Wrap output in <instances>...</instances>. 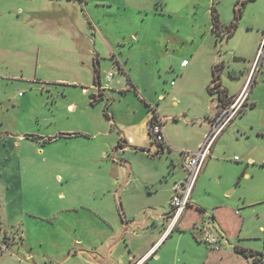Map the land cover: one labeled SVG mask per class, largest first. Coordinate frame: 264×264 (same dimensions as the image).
Here are the masks:
<instances>
[{
	"label": "rangeland",
	"instance_id": "1",
	"mask_svg": "<svg viewBox=\"0 0 264 264\" xmlns=\"http://www.w3.org/2000/svg\"><path fill=\"white\" fill-rule=\"evenodd\" d=\"M76 1L0 0V264H108L118 253L127 263L129 252L118 232L108 237V244H97L102 220L92 210L107 201L102 209L110 207L118 219L122 185L126 179L145 178L144 158L127 153H136L137 145H124L123 140L124 146L117 145L118 129L126 138L130 133L116 120L129 122V112L124 113L136 105L127 76L154 103L169 92L160 102H166V127L178 146H187L206 114L212 117L217 111V93L209 94L207 101L198 96L203 71L217 65L221 88L236 96L264 31V0L247 2L234 31L218 37L210 35L211 8L230 14L237 0ZM57 10L72 16L69 23L57 21ZM84 36L97 37L102 80L112 71L111 84L121 80L129 89L109 109L116 114L114 123L104 114V100L90 104L95 92L90 89L91 54L74 47L76 41L87 45ZM103 36L127 76L108 53ZM209 54L215 55L214 63ZM182 60L188 64L185 68ZM256 65H262L260 83H255L257 74L252 77ZM242 96L241 109L216 143L213 154L219 160L207 159L208 193L202 196L212 201L220 192V181L232 182L227 189L232 209L222 223L224 229L218 230L222 242L264 253V40ZM78 128L89 135L97 128L108 129L104 151L91 148L98 140L89 135H65L68 140L57 142V134ZM141 136L146 148L149 135L141 130ZM175 150L176 155L186 152ZM127 155L134 162L132 171ZM170 234L157 244L153 250L157 258L149 264H211L214 255L207 259L210 251L204 242L196 240L190 246L187 229ZM180 235L184 236L177 241Z\"/></svg>",
	"mask_w": 264,
	"mask_h": 264
},
{
	"label": "crops",
	"instance_id": "2",
	"mask_svg": "<svg viewBox=\"0 0 264 264\" xmlns=\"http://www.w3.org/2000/svg\"><path fill=\"white\" fill-rule=\"evenodd\" d=\"M72 1L77 2L76 0ZM78 3L82 4L84 3V0H80L78 1ZM58 6L61 7V5L59 4ZM217 12L219 14L220 21L223 24H228L232 20L234 15V9L233 11H231L230 14H223L220 8L217 10ZM71 18L72 16L69 15L66 11L57 10V21L67 24L69 23V19ZM68 27H71V25L68 24ZM211 27L212 23L210 24V30L212 32ZM210 35H213V32L210 33ZM74 39H78V36L75 34ZM83 39L87 43L85 47L83 45H78L77 41L75 42L74 47H81V49L85 48L86 51L91 54L90 61L93 69V84L90 86V89L94 90V93H96L97 89L95 87L103 81L100 76V48H98L97 45V37L93 36V38L89 39V37L84 36ZM259 39L261 40V43H259V40L257 41V43H259L257 54L259 53V49L264 40V31ZM102 42H104L105 46L107 47L108 53H111V57L117 63L119 70L126 75V70L122 64V61L115 55V50L113 45L110 43V40L103 36ZM102 44L103 43H101V45ZM257 54L251 64V67L248 70V74L245 77V82L239 93L236 94V96H233L227 93L226 90L227 98H230V101L227 102V104L225 105H223L219 101L217 94L218 103L215 115L220 111L221 108L228 107L232 103V101L242 93L248 81V77L252 71V68L255 65ZM209 56L210 63H214L215 55L209 54ZM183 61L185 60L181 61V68H185L188 65H182ZM214 66L215 64L211 65L212 71L210 72L209 70L203 71V75L199 82L198 96L202 99H206V101L209 94H214V92L217 93L216 90L212 91V93L209 91V86H211V80L213 77V74L211 76V72L213 73ZM260 69H262V65L260 68L258 67V65H256L255 70L253 71L252 77L254 76V74H257L255 77V83H260ZM95 70H97V73H95ZM127 78L129 84L133 85L135 88L134 90L130 91L135 93V95L137 96L136 97L134 95L136 98L132 96V99L136 103V105L134 106V110H126L124 113L126 114V112H129V122L121 124L119 120H116L117 118L115 113H109L110 107H112V105L117 102V100H121L122 98H124V96H126V93L129 92V89H125L124 87H122L121 80L111 84L110 89L102 91L100 94V98L95 102H92L90 99V104L94 106L99 100H104V110L107 107L108 113L111 116L106 117L107 120L109 122L113 121V123L116 120V122L119 123V127H122L123 129H125V131L130 133L128 138H126L122 130L118 129L120 137L117 145L118 147H122L126 144L137 145L135 146L136 153H133L132 151H127V153L129 152L136 156H140V158H144L145 163L144 167H142L141 170H144V172L142 173L145 175V178H143L141 182H138L136 179H126V181L122 185L118 198V200L121 201L120 206L122 205V207L120 208V217L118 219H116L115 216L112 214L110 207L107 210L102 209L103 205H109L107 201L105 204H101L102 206L100 205L101 209L100 206H98V208H92V210H94L98 217L101 215L100 219L102 220V228L100 230L102 234L97 235V244H100V247H102V245L108 244V237L110 236L111 238L112 233L118 232L117 236H119V238L123 240L129 252V255L126 257L127 263L122 259V257H124V254L118 253L116 254V257L108 259V264H133L138 260H141L143 264H149L151 258H157V255H155V253L152 251L155 249L161 239L164 238L166 235L164 233L167 224L170 220L169 215L171 209L169 205V198L172 186L174 182L184 177V170L181 164L183 151L179 150V155H176L173 152L176 151V147L186 149V152L196 151L200 144L203 142L205 135L208 133L210 128L209 125L211 124V119L215 115L211 117L210 115L206 114V121L202 120L205 122H203L202 128L200 129L196 137L190 143L186 144L187 146H178V144H176L175 139L171 137L170 132L166 127L169 122L168 118H164L166 102L160 103L161 101L168 99L169 92L167 93V97L163 94H160L158 96V100L154 103L155 100H152V98L148 96L149 94H142L141 90L138 88L137 83L132 81V79L128 76ZM171 86L173 87L174 84ZM91 95L92 93L90 94V96ZM170 103L173 107L176 106V100L174 99V97L170 99ZM250 103H252V105H255L256 101L251 100ZM155 115L161 118L163 124L164 147L161 151L158 146V143L154 142L149 134L150 121ZM141 130H143V134L146 131V133L149 135V144L155 147H153L154 151H151V147L149 146V144L146 146V148L142 146L145 144L144 141H140V138L141 140H143L141 136ZM73 131L76 132L66 131L62 134H57V142L61 139L68 140L67 138L71 136H73V138H80L82 137V135H89L86 134L81 128H78L77 130ZM220 134L221 132L217 135L215 141L213 142L208 157L209 159L213 158L212 160H219L218 158H216V156H214L213 153L214 150H216V143L220 138ZM65 135H68L69 137H64ZM108 135V129L101 130L100 128H97L95 133L87 137L93 140H98L96 146H91V148L94 147L95 150L99 149L101 152H103L104 149L107 147ZM99 136H102V139L99 140ZM122 140L124 142V145L121 144ZM137 149H139V151ZM234 157L236 156H233V158ZM127 158L130 161L129 170L132 171V168H134V162L130 157H128V155ZM208 160L205 161L202 171L200 172L197 178L193 192L191 194L189 205L181 215L176 227L171 231V234L174 233V231L176 230L182 232V229H187L189 232H191L192 239L191 241H189V245L194 246L196 240L203 242L201 240L202 229H208L212 234H216L221 237V245L219 250L211 248L204 242L208 247V250L210 251V253H208L207 259H209L211 255H214V257L211 259V264H256L251 259L245 258L241 254L237 253L234 250L235 246L228 247L225 246L224 242H222V234L219 233L218 230L224 229L222 227V223L227 222L228 212L230 213L232 209V206L230 205V203H228L231 200V197H227V195L231 193L230 190L227 189L228 187H230L229 185H231L232 182H229V184L225 185L220 181L219 186L217 188V190H220V192L217 193L216 198L212 201L203 200L202 195L204 193H208V188L205 183L206 179H204L207 175H209L210 161L208 162ZM234 160L239 161L240 159ZM251 161L252 159H249V162ZM123 168L128 171L127 167L123 166ZM127 174L130 175V173ZM226 181L228 182L229 180L227 179ZM117 182L120 183L119 179ZM214 183H216V180L214 181ZM191 215H194L195 217H192ZM190 220L192 221L190 222ZM215 224L217 226H215ZM139 230H141V232L136 233ZM183 236L184 235H180L176 237V240H182ZM97 247L92 246L93 249ZM51 264H57V261H52ZM88 264H91V262H88Z\"/></svg>",
	"mask_w": 264,
	"mask_h": 264
},
{
	"label": "built area",
	"instance_id": "3",
	"mask_svg": "<svg viewBox=\"0 0 264 264\" xmlns=\"http://www.w3.org/2000/svg\"><path fill=\"white\" fill-rule=\"evenodd\" d=\"M182 65H185V61H183ZM114 76L115 74L112 71H109L105 74L104 80L95 87L97 89L96 93H93L90 97L92 102H95L100 98V94L102 91L110 89ZM171 84H173V82ZM130 90H133L131 86ZM242 98L243 96L241 97L240 94L233 100L230 106L220 110L211 119L212 131L205 136L203 142L200 144L196 151L182 152L181 164L184 170V177L174 182L172 186L169 198V205L171 209L169 215L170 220L167 224L164 234L167 235L168 232H171L176 227L181 215L189 205L195 183L200 172L202 171L205 161L209 157L213 142L215 141L217 135L222 131V129L231 124L234 117L241 109L243 105H240L242 102ZM149 129L153 135L155 142L164 143L163 124L159 116L155 115L153 117ZM233 159L238 158L234 157ZM201 240L215 250L220 249L221 237L219 235L212 234L208 229H202ZM133 264L143 263L141 260H138Z\"/></svg>",
	"mask_w": 264,
	"mask_h": 264
},
{
	"label": "trees",
	"instance_id": "4",
	"mask_svg": "<svg viewBox=\"0 0 264 264\" xmlns=\"http://www.w3.org/2000/svg\"><path fill=\"white\" fill-rule=\"evenodd\" d=\"M80 1V0H78ZM252 1V0H237L235 5H234V15L232 20L228 24H223L220 21L219 14L217 12V9L213 6L211 8V23H212V32L218 37V36H223V35H230L234 29L236 28L239 19L241 18V13L243 7L246 5L247 2ZM95 73H97V70H95ZM213 77L211 80V86H209V91L212 93V91L216 90L218 94V99L219 101L225 105L227 102L230 101V98H227L226 95V90L221 88L220 86V80H219V73L217 66L215 65L213 67ZM133 90L135 89L133 85H131ZM227 100V101H226ZM104 114L106 117H111L108 113L107 107L105 108ZM151 124V121H150ZM149 134L153 141L155 142L153 135L149 129ZM158 146L160 148V151L163 149V143H158ZM234 250L241 254L243 257L251 259L254 263L256 264H262L264 262V253L263 252H258L255 250L251 249H246L243 247L235 246Z\"/></svg>",
	"mask_w": 264,
	"mask_h": 264
},
{
	"label": "water",
	"instance_id": "5",
	"mask_svg": "<svg viewBox=\"0 0 264 264\" xmlns=\"http://www.w3.org/2000/svg\"><path fill=\"white\" fill-rule=\"evenodd\" d=\"M234 60H235V61H239L240 59H239V58H235Z\"/></svg>",
	"mask_w": 264,
	"mask_h": 264
}]
</instances>
